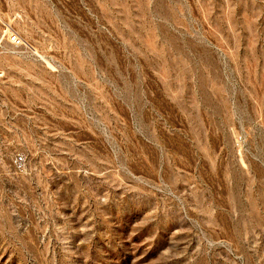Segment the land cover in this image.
<instances>
[{"label": "rangeland", "instance_id": "374dc122", "mask_svg": "<svg viewBox=\"0 0 264 264\" xmlns=\"http://www.w3.org/2000/svg\"><path fill=\"white\" fill-rule=\"evenodd\" d=\"M0 264H264V0H0Z\"/></svg>", "mask_w": 264, "mask_h": 264}, {"label": "built area", "instance_id": "2783aa9c", "mask_svg": "<svg viewBox=\"0 0 264 264\" xmlns=\"http://www.w3.org/2000/svg\"><path fill=\"white\" fill-rule=\"evenodd\" d=\"M9 40L12 42V43H18L20 44L21 43V38L18 34H15V33H11L10 36H9Z\"/></svg>", "mask_w": 264, "mask_h": 264}]
</instances>
